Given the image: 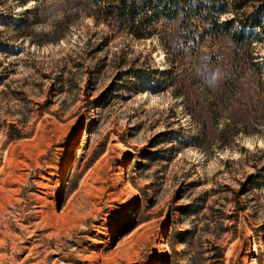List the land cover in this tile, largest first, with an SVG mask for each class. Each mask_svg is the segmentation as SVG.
<instances>
[{
    "label": "rangeland",
    "instance_id": "374dc122",
    "mask_svg": "<svg viewBox=\"0 0 264 264\" xmlns=\"http://www.w3.org/2000/svg\"><path fill=\"white\" fill-rule=\"evenodd\" d=\"M23 1L0 0V45L16 53L0 52V264H264L260 30L263 76L241 78L239 119L212 102L211 61L210 87L190 71L175 94L161 89L172 66L157 36L40 0L21 37L13 25L35 0ZM220 46L208 39L201 57ZM188 105L213 115L200 146Z\"/></svg>",
    "mask_w": 264,
    "mask_h": 264
},
{
    "label": "trees",
    "instance_id": "16d2710c",
    "mask_svg": "<svg viewBox=\"0 0 264 264\" xmlns=\"http://www.w3.org/2000/svg\"><path fill=\"white\" fill-rule=\"evenodd\" d=\"M28 0H24L26 5ZM60 1L62 8L67 6L73 9H82L86 14L94 17L95 22L103 21L107 25L116 26L119 30H125L137 39L157 36L165 54L171 55L169 58L172 70H177L178 65L182 73L172 70L163 71L164 88H175L179 85L183 91L173 90L175 94L185 96L187 86L190 85V74L203 82L211 83L209 79L212 70L222 69V80L216 87L214 100L221 102L222 107L230 111L234 117L239 115L240 103L246 96L241 78L247 70H252L255 74L262 75L257 58L252 51L253 39L260 38V34H254L252 29L260 30L264 36V3L252 5L250 0H56ZM40 0H35L32 6H27L22 19L16 21L13 29L17 35L24 36V31L33 21L29 20V12L34 13L40 7ZM50 7H53L50 4ZM66 12V10H65ZM66 16V15H64ZM39 21V20H36ZM66 21L58 20L54 30L60 31ZM56 31V32H57ZM107 38V36H106ZM210 39L216 44L222 43L223 47H218L216 54L210 58L201 57L200 46ZM0 52L6 56L16 54L12 43H1ZM213 65H211V62ZM228 62V63H226ZM211 65V66H210ZM156 69L155 73H158ZM191 71V73H190ZM220 72V70H219ZM0 75V84L5 77ZM263 76V75H262ZM204 77L206 79H204ZM155 76L147 77V86L152 87L150 82L156 80ZM188 80V81H187ZM159 82H157V85ZM156 87V86H155ZM23 91H19L21 94ZM255 97L264 105V82L259 81L257 90L253 89ZM190 102V101H189ZM195 104L197 100L194 101ZM201 103L198 102L197 105ZM192 104V103H191ZM190 104V105H191ZM186 106L189 117L200 119L202 128L193 135L194 144L200 146L202 136L208 124L207 118L213 119V115L198 112L196 107ZM205 108V107H203ZM244 118V116H243ZM247 118V117H246ZM9 136H13L8 132ZM20 137V133L14 134ZM255 184L258 187L264 186V166L255 176ZM223 257V252L220 253Z\"/></svg>",
    "mask_w": 264,
    "mask_h": 264
},
{
    "label": "bare ground",
    "instance_id": "6f19581e",
    "mask_svg": "<svg viewBox=\"0 0 264 264\" xmlns=\"http://www.w3.org/2000/svg\"><path fill=\"white\" fill-rule=\"evenodd\" d=\"M5 133H0V144H2L3 142H4V140H5V135H4Z\"/></svg>",
    "mask_w": 264,
    "mask_h": 264
}]
</instances>
